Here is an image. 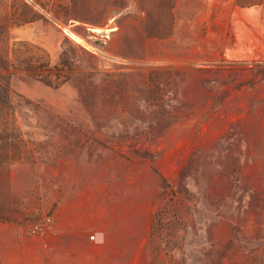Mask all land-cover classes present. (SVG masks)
<instances>
[{
	"label": "rangeland",
	"instance_id": "obj_1",
	"mask_svg": "<svg viewBox=\"0 0 264 264\" xmlns=\"http://www.w3.org/2000/svg\"><path fill=\"white\" fill-rule=\"evenodd\" d=\"M20 1L0 264H264V0Z\"/></svg>",
	"mask_w": 264,
	"mask_h": 264
},
{
	"label": "trees",
	"instance_id": "obj_2",
	"mask_svg": "<svg viewBox=\"0 0 264 264\" xmlns=\"http://www.w3.org/2000/svg\"><path fill=\"white\" fill-rule=\"evenodd\" d=\"M36 19V13L20 0H11L10 7L8 4H0V54L5 52V48L9 45V33L12 28L30 24ZM6 93L7 87L0 83V111L10 109Z\"/></svg>",
	"mask_w": 264,
	"mask_h": 264
},
{
	"label": "built area",
	"instance_id": "obj_3",
	"mask_svg": "<svg viewBox=\"0 0 264 264\" xmlns=\"http://www.w3.org/2000/svg\"><path fill=\"white\" fill-rule=\"evenodd\" d=\"M42 229L39 227V226H35V227H33V229H32V233H38V232H40ZM89 240L91 241V242H96L97 241V234H91V235H89Z\"/></svg>",
	"mask_w": 264,
	"mask_h": 264
},
{
	"label": "bare ground",
	"instance_id": "obj_4",
	"mask_svg": "<svg viewBox=\"0 0 264 264\" xmlns=\"http://www.w3.org/2000/svg\"><path fill=\"white\" fill-rule=\"evenodd\" d=\"M64 32L70 36L76 43H83L82 39L76 36L75 34L69 32L68 30H64ZM109 32V31H108Z\"/></svg>",
	"mask_w": 264,
	"mask_h": 264
},
{
	"label": "crops",
	"instance_id": "obj_5",
	"mask_svg": "<svg viewBox=\"0 0 264 264\" xmlns=\"http://www.w3.org/2000/svg\"><path fill=\"white\" fill-rule=\"evenodd\" d=\"M260 14H261V22H262V24H264V7L262 4H261V8H260ZM75 231H77V230H75ZM75 231H74V234L77 235V233Z\"/></svg>",
	"mask_w": 264,
	"mask_h": 264
}]
</instances>
